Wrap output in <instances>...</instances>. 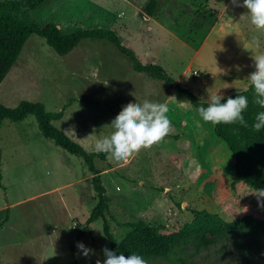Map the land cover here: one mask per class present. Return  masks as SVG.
<instances>
[{
	"label": "rangeland",
	"instance_id": "obj_1",
	"mask_svg": "<svg viewBox=\"0 0 264 264\" xmlns=\"http://www.w3.org/2000/svg\"><path fill=\"white\" fill-rule=\"evenodd\" d=\"M148 1L47 0L15 17L40 27L54 23L64 34L115 30L142 64L169 68L173 78L189 65L179 88L200 102L244 90L255 71L254 57L264 54V30L251 24L246 7L232 0H157V12L148 17L143 12ZM168 93L164 82L134 72L108 42L83 40L60 57L32 35L0 84V104L14 108L27 101L48 112L63 111L52 125L88 153L114 131L111 123L127 103L147 99L168 105L171 131L161 142L127 161L109 154L94 161L110 198L106 218L113 234L124 233L132 217L173 233L201 210L228 222L245 215L264 219L253 190L234 182V159L213 124L199 117L179 89L171 98ZM0 173V264H103L108 242L100 219L78 242L92 250L89 255L78 246L74 257L71 253L97 202L91 175L80 158L42 137L34 116L2 121ZM6 209L8 220L1 225ZM186 255L193 264H258L256 241L248 236L208 238L186 247ZM151 264L175 261L154 258Z\"/></svg>",
	"mask_w": 264,
	"mask_h": 264
},
{
	"label": "trees",
	"instance_id": "obj_2",
	"mask_svg": "<svg viewBox=\"0 0 264 264\" xmlns=\"http://www.w3.org/2000/svg\"><path fill=\"white\" fill-rule=\"evenodd\" d=\"M47 0H1L0 1V84L11 70L19 57L25 43L32 36L42 38L57 56L63 57L73 51L83 40H101L112 44L117 51L132 63L136 73H146L154 80L164 82L172 87L173 78L159 65L142 64L135 53L122 44V40L115 30L107 28H91L77 30L64 34L54 23L43 27L35 23L19 22L15 14L29 13L37 10ZM159 8L157 0H149L143 12L153 17ZM179 89L187 95L191 105L197 109L201 102L187 89ZM248 91H231L221 99L225 103L227 98L238 95L248 97V108L243 113L249 127L236 124H217L214 126L216 137L228 148L234 159V182H242L252 190L264 188V129L254 132L251 128L255 114L260 109L253 101L254 89L250 84ZM204 106H207L205 103ZM29 116H34L38 129L43 138L51 141L55 146L70 155L80 158L91 175V186L96 196V204L91 209L85 227L74 238L71 253L74 257L78 242L89 232V225L102 220V231L108 242V249L117 255L126 257L135 253L142 256L151 264L154 258L173 259L175 264H193L186 255V247L192 244L206 243L208 238L252 237L256 241L258 264H264V219L252 215H245L239 219L228 222L217 214L206 210L193 211V219L173 233H165L164 228L143 219L132 217L124 224L125 231L121 235L113 234L106 218L109 211L110 198L106 194L101 172L95 167V159L105 161L108 154L88 153L76 141L52 125L63 116V111L48 112L41 103L27 101L20 102L16 107L10 108L0 104V127L3 120L22 122ZM0 188L1 173H0ZM8 220V209L1 225ZM71 264H77L72 262Z\"/></svg>",
	"mask_w": 264,
	"mask_h": 264
},
{
	"label": "clouds",
	"instance_id": "obj_3",
	"mask_svg": "<svg viewBox=\"0 0 264 264\" xmlns=\"http://www.w3.org/2000/svg\"><path fill=\"white\" fill-rule=\"evenodd\" d=\"M232 3L234 6L246 7L251 24L258 30H264V0H243V5H239L237 0H232ZM256 43L259 46V42ZM254 61L255 71L247 80L254 89L252 102L260 109H264V54L255 56ZM221 99L220 95H212L207 102L202 101L196 109L199 117L213 125L238 123L241 127L248 128L249 124L243 114L248 108V97L245 95L229 97L225 103H221ZM205 103L207 106H204ZM168 112L169 107L166 103L147 99L142 103H127L111 123L114 131L96 141L95 151L109 154L117 161L129 160L141 149L151 148L169 134L171 121ZM251 128L254 132L264 129V110L255 114ZM250 194L256 197L258 206L264 208V188H256ZM77 246L85 256L92 251L83 243H78ZM103 253L105 256L103 264H148L145 258L135 253L126 257L123 254L117 255L107 248L103 249ZM96 264L101 262L97 260Z\"/></svg>",
	"mask_w": 264,
	"mask_h": 264
},
{
	"label": "crops",
	"instance_id": "obj_4",
	"mask_svg": "<svg viewBox=\"0 0 264 264\" xmlns=\"http://www.w3.org/2000/svg\"><path fill=\"white\" fill-rule=\"evenodd\" d=\"M229 1L230 0H224V2H226L227 4L229 3ZM225 14V13H224ZM223 14V15H224ZM165 68H167L166 66H164ZM186 69H190V66L188 65L179 75H178V77H174L173 78V76L170 74V76L173 78V80H174V83H173V86L172 87H170V94L172 93V92H174L175 91V89H174V86L175 85H179L180 86V84L183 82V80H184V78H185V73L187 72L186 71ZM166 71V70H165ZM170 70H169V68H168V71H166V72H169ZM185 72V73H184ZM182 74H183V76H182ZM250 84V82L249 81H247L245 84H244V86H243V89H245L248 85ZM170 94L168 93V95H167V97H170ZM184 125H186V123L184 124Z\"/></svg>",
	"mask_w": 264,
	"mask_h": 264
},
{
	"label": "water",
	"instance_id": "obj_5",
	"mask_svg": "<svg viewBox=\"0 0 264 264\" xmlns=\"http://www.w3.org/2000/svg\"><path fill=\"white\" fill-rule=\"evenodd\" d=\"M247 88V87H246Z\"/></svg>",
	"mask_w": 264,
	"mask_h": 264
}]
</instances>
